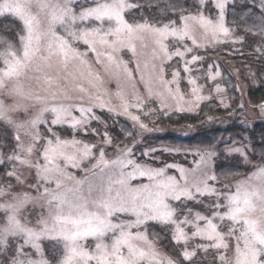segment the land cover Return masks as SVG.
<instances>
[{"label":"snow or ice","instance_id":"obj_1","mask_svg":"<svg viewBox=\"0 0 264 264\" xmlns=\"http://www.w3.org/2000/svg\"><path fill=\"white\" fill-rule=\"evenodd\" d=\"M139 3L140 0H93V5L83 8L74 6L73 0H0V17H11L17 28L13 39H0V126L7 125L15 141L6 159L0 151V166L12 165L5 173L8 179L0 177V264H184L185 261L198 264L203 259L199 253L210 250L215 251L220 264H264V164L233 184H221L213 174L189 186L186 181L180 182L185 180L183 175L177 180L166 176L163 168L134 165L125 158L127 150L121 145H115L119 150L116 158L108 160L103 147L84 144L80 149L77 148L80 141L59 137L53 140L41 135L40 126L49 123L48 113L52 114L51 125L70 120L75 128L88 122L84 117L91 108H75L81 114L77 119L72 116L74 106L57 103L59 97H69L61 86L64 78L51 74L56 65H63L66 71L73 60L85 62L81 58L87 52H79L74 46L76 42L82 41L96 55V62L101 63L99 58L105 53L97 49V44L113 52L128 47L135 53L132 41L144 34L157 38L156 43L170 59L164 40L168 37L183 40L189 34V21L210 29L214 36L229 34L224 24L226 0H214V4L213 0H193L188 15H183L188 5L169 3L165 13L179 11L181 15L176 20L169 17V22L162 26L161 18H156L155 23L143 18L139 22L126 19V11ZM212 7L219 10L217 21L203 14ZM88 19L101 24L90 29L80 27ZM180 20L183 27H174ZM261 31L264 32V25ZM257 50L264 53V48ZM174 55L183 56L179 47ZM107 59L111 62L113 56L108 54ZM197 59L193 56L192 62ZM124 71L129 77L133 75L127 65ZM164 71L163 67L159 69L161 82L176 84L175 92L179 95V72L174 71L172 80L167 81ZM184 71H190L187 62ZM29 79L43 80L47 85L43 95L23 90V82ZM188 83L197 101L207 98L197 95L200 88L195 78L189 77ZM216 90L221 91L218 85ZM78 91L88 92L83 86ZM7 98L12 102H7ZM79 98L83 100L84 96ZM143 103L138 98L134 106L138 111L144 110ZM35 104L41 107L33 114L30 108ZM122 107L132 121L146 127L139 115L129 113V102H123ZM260 107L264 111V105ZM0 143L7 142L0 138ZM104 143L114 144L110 138ZM68 147L76 148V152L69 154L65 151ZM233 151L247 160L240 149ZM212 155L210 152L201 155V161L210 160ZM84 159H89V163L95 160L91 169L82 165ZM109 165L119 167L120 171L117 178H109L106 187L97 188L91 183L85 186L87 175L77 179L68 171L71 167L93 173L98 168L103 172ZM130 165L133 172L125 173L123 169ZM18 166L35 170L34 179L26 180ZM137 176L146 177L149 183L132 187L129 181ZM224 176L227 179L228 173ZM13 180L20 185L27 183L29 191H17ZM205 196L214 199L206 202L202 199ZM156 224L163 231H158ZM166 233H171V237ZM150 236L156 241L163 237L172 244L173 254L161 256ZM44 241L54 243L46 249ZM178 246H183L182 250L177 251Z\"/></svg>","mask_w":264,"mask_h":264},{"label":"rangeland","instance_id":"obj_2","mask_svg":"<svg viewBox=\"0 0 264 264\" xmlns=\"http://www.w3.org/2000/svg\"><path fill=\"white\" fill-rule=\"evenodd\" d=\"M231 1L232 0H226L224 10V24L225 27L229 29V34L227 36H224L223 33H217L214 36L210 29L206 30L194 21H189V34L184 37L183 40L177 41L174 37H168L164 40V44L167 45L168 53L171 56L170 59L161 51L160 45L156 43L157 38L153 37L151 34H144L142 38L132 41L135 47V53L128 47H120L113 52L112 49L97 44V49L105 53L99 58L101 63L96 62V55L88 51V47L82 41L76 42L74 46L79 52H87V55L81 58L85 62L81 63L79 59L73 60L69 63L66 71L63 65H56L54 70L51 71V74L53 76L59 75L64 78L61 81V86L67 90L69 97L65 99L61 96L58 98L57 103H62L65 106H74L72 116L77 119L81 118V114L76 111L75 108H91V112L87 113L84 117L88 122L83 125H77L75 128L71 126L70 120L64 123L51 125L50 120L52 114L48 113L46 117L49 123L40 126L41 135L46 134L49 138H53V140L59 137L61 140L80 141L81 143L77 145V148L80 149H82L84 144L103 147L107 153L105 159L108 160L116 158V154L119 150L115 148V145H121L123 149L127 150L125 158L131 160L134 165L152 169L163 168L165 169L166 176H174L177 180H180V177L183 175L185 180H181L180 182L183 184L186 181L189 186L213 174L217 176L218 182L221 184H233L235 180L243 179L245 175H250L251 172L260 165L250 162L248 152L251 147L248 145H234L224 150L203 151L188 147L173 148L161 145L150 146L153 141L151 142V140L147 138L148 136L162 134L164 131L152 128V119L147 120L145 118H151L149 116L158 111L168 113H196L200 105L206 101H216L224 108L230 107L232 105L229 96L231 90L236 91V94L238 93V105L239 108L244 111L243 113L246 114L245 117L248 115V117H252V119L258 116L264 118V111L261 110V105L255 106L246 99V89L241 78L242 73L246 71L233 69L228 64L221 63L218 57L213 53V47L217 45L224 43L236 44L243 39V37L236 34L228 26L226 21L227 7ZM259 1L260 5H262V0ZM73 4L74 6L80 5L83 8H87L93 5V0H73ZM76 10L80 11V8ZM188 14L191 13H183V15ZM203 14L206 17L210 16L213 21L219 19V10L216 8L215 11H204ZM125 18L127 19L126 13ZM174 20H176V18ZM136 21L139 22V20ZM100 24L101 22L99 21L88 19L80 24V27H87L90 29L99 27ZM183 24L184 22L180 20L173 26L182 28ZM106 26L105 24V27ZM2 38L4 37L0 34V39ZM176 47H179V50L183 53L182 57L174 55ZM108 54L113 56L111 62L107 59ZM193 56L198 57L194 63L192 62ZM186 62L190 69L189 72L184 71ZM116 65H119V67L117 68ZM125 65L132 71L133 75L131 77L124 71ZM161 67L165 70L164 79L167 81L172 80V73L174 71L179 72L180 76L177 81L180 88L179 95L175 92L176 84L169 83L165 85L161 82L158 74ZM106 68L110 70H106ZM217 73H219V75H217ZM97 76H99L98 80L96 79ZM189 77L196 79V86L200 88V92L197 95L207 97L206 99L196 100V97L192 94V85L188 83ZM217 85L221 91L216 90ZM80 86L85 87L88 92L85 94L80 93L78 91ZM46 87L47 85L43 80L36 81L29 79L23 82V90L25 92H39L43 95V89ZM149 88L151 89V94H149ZM89 94L91 99H89ZM81 95L84 96L83 100L79 98ZM181 96H183V99L180 98ZM138 98L143 100L144 103L142 108L144 110L138 111L134 106ZM125 101L129 102V113L132 115H139L140 122L146 125L145 128H141L140 123L132 121L130 116L123 112L122 105ZM7 102L11 103V98H7ZM26 103L31 102L26 101ZM101 105H103V107ZM40 107V104H35L30 108V111L35 114L39 111ZM121 122H127L138 130L136 138L131 145H129L127 141L125 143V139L122 140L112 133L110 134V131H114L117 127L116 125ZM248 125L252 124L248 122ZM49 127H51V131H47ZM61 128H68V136L63 133ZM1 129L10 141V147L7 150L9 151L8 153H5L3 148L0 147V151L5 154L6 159L7 155L12 151L15 141L12 138V130L8 128L7 125H2ZM85 129H87V131H85ZM107 138H110L114 144L109 145L104 143V140ZM25 139L27 140V138ZM234 149H240L244 152L247 155V160L240 152L233 151ZM65 151L71 154L76 152V148L68 147ZM209 152L213 153L211 159L202 162L201 155ZM93 154H96L95 147L93 148ZM234 161H241L245 166H251L252 169L245 175L224 180L217 173V164L220 162L227 163ZM81 163L82 165L87 164L88 169H91L92 163H95V160L89 163V159H84ZM168 165H172V167H167ZM11 167L12 165L8 164L5 173L9 171ZM181 169L184 170L183 173ZM19 171L24 174L26 180L34 179L35 170L19 167ZM68 171L75 174L77 179H83L85 175H87L85 186H87V183H91L99 188L106 187L110 177L113 179L117 178L120 169L117 166L109 165L103 172L98 168L95 170V173H93L92 171L71 167L68 168ZM123 171L125 173H131L133 172V167L130 165L124 168ZM2 178L5 181L8 179L5 174ZM148 183L149 181L146 177L139 176L129 181L132 187H138L141 184ZM13 185L19 192L29 191L27 183L20 185L13 180ZM202 199L206 202H210L214 197L205 196L202 197ZM195 207L200 208L201 205H196ZM45 215H47V212H45ZM32 222L35 223V218H33ZM149 239L152 240L150 237ZM53 243L54 241H44L43 246L47 249ZM89 243H91V241H89ZM193 246L194 243L188 250L191 251ZM180 247L182 250L183 246ZM157 248L161 256H169L158 244ZM47 254L46 252V255ZM204 254H209L213 260L219 262L214 250H210L209 253ZM228 255L232 256L233 252L229 251Z\"/></svg>","mask_w":264,"mask_h":264},{"label":"trees","instance_id":"obj_3","mask_svg":"<svg viewBox=\"0 0 264 264\" xmlns=\"http://www.w3.org/2000/svg\"><path fill=\"white\" fill-rule=\"evenodd\" d=\"M177 2L189 6L188 11L184 13L192 12L193 0H152L151 3L148 0H140L139 6L127 11L126 16L128 20L140 21L143 18L153 23L156 18H161V24L168 23L169 17L174 20L181 12L165 13L164 10L169 3ZM211 11H215V7H212ZM226 21L228 26L243 39L236 44L217 45L213 47V53L221 63L228 64L233 69L246 71L241 77L246 89V99L255 106L264 105V53L257 50L264 48V32L261 31L264 25V7L260 5L259 0H232L227 7ZM16 31V23L11 17L0 18V34L4 38L13 39ZM237 94L233 90L229 92L232 103L230 107L224 108L216 101H206L200 105L196 113L158 111L149 116L151 118H145L152 119V128L164 131L162 134L147 137L148 140L153 141L150 146L188 147L213 151L224 150L234 145H248L251 147L248 152L250 162L256 165L264 164V118L258 116L252 119L248 115L245 117L246 114L239 108ZM248 122L252 125H248ZM116 126L110 134L125 139L124 142L127 141L131 145L138 130L127 122L118 123ZM61 130L68 136V128ZM0 138L7 142L0 143V147L8 153L10 141L4 135L1 126ZM251 169V166L247 167L241 161L217 164V173L224 180H226L224 173H228L227 179L236 178L247 174ZM5 171L6 167L0 166V177ZM154 227L158 231H163V228L157 224ZM166 234L171 237V233ZM150 238L169 256L173 254V245L163 237L160 241H156L154 236ZM180 250L181 247L178 246L177 251ZM199 255L203 259L198 261V264H220L209 254L200 252ZM184 264H188V261Z\"/></svg>","mask_w":264,"mask_h":264}]
</instances>
